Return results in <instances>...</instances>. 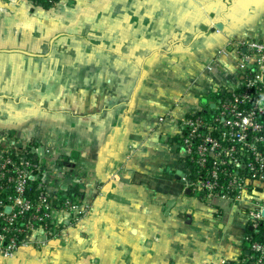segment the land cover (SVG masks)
I'll return each instance as SVG.
<instances>
[{
    "label": "crops",
    "instance_id": "obj_1",
    "mask_svg": "<svg viewBox=\"0 0 264 264\" xmlns=\"http://www.w3.org/2000/svg\"><path fill=\"white\" fill-rule=\"evenodd\" d=\"M248 39L264 44V0H0V51L50 67L27 87L23 122L0 104V133L71 154L90 246L109 264H241L247 209L186 192L179 119L236 88L226 42Z\"/></svg>",
    "mask_w": 264,
    "mask_h": 264
},
{
    "label": "built area",
    "instance_id": "obj_2",
    "mask_svg": "<svg viewBox=\"0 0 264 264\" xmlns=\"http://www.w3.org/2000/svg\"><path fill=\"white\" fill-rule=\"evenodd\" d=\"M234 48L236 88L213 107L179 119L187 167L181 179L200 199L222 198L246 208L250 227L258 234L262 225L264 236V44L248 39ZM35 167L34 158L0 150L1 256L11 258L32 244L47 246L90 209L89 202L70 197L55 206L47 190L31 185ZM246 239L249 254L241 264H264V238Z\"/></svg>",
    "mask_w": 264,
    "mask_h": 264
},
{
    "label": "rangeland",
    "instance_id": "obj_3",
    "mask_svg": "<svg viewBox=\"0 0 264 264\" xmlns=\"http://www.w3.org/2000/svg\"><path fill=\"white\" fill-rule=\"evenodd\" d=\"M233 42L228 40L226 44L235 47L238 42L235 44ZM37 53L41 55L48 53L47 47ZM38 60L40 59L20 51H0V104L3 107H15V110L21 108L18 112L19 122H23L25 120L23 117L27 114L25 107L28 100L27 87L34 80L41 81L38 78H42L50 70L46 62ZM13 135L15 134L10 132L0 133V138L4 142L0 150H10L13 154L16 152L20 156L34 158L36 174L31 180L33 187L39 186L47 190L55 206L58 205L59 200L66 197L60 194L67 190L68 197L85 202L87 200L90 209L79 221L68 224L63 233L53 240L54 242H50L45 247L32 244L20 248L11 258L0 255V264H98L99 262V264H109L112 258L97 257L90 246L91 233L88 227L91 216V196L89 193L77 195V192L81 193L80 184L72 176L75 170L71 154L64 156L51 152L48 157L49 150L35 145L34 141L24 147L16 146L17 144L12 142L15 137ZM54 172L59 173V176ZM74 195L76 196L73 197ZM103 254L107 255L106 250Z\"/></svg>",
    "mask_w": 264,
    "mask_h": 264
},
{
    "label": "trees",
    "instance_id": "obj_4",
    "mask_svg": "<svg viewBox=\"0 0 264 264\" xmlns=\"http://www.w3.org/2000/svg\"><path fill=\"white\" fill-rule=\"evenodd\" d=\"M33 3L35 4H38L40 6H42L44 9H49L51 7H53L56 3L57 0H31ZM35 183H33L34 185ZM35 186V185H34ZM69 191H64L62 194H60V196H66L68 197V194ZM81 193L77 192V195H80ZM76 195H74L73 197H75ZM72 198V197H70ZM259 231H258V234H255L254 233V230L253 229H250V234H251V237H254L255 239L259 240V241H262L264 236L261 235V231L263 229V226L262 225H259ZM249 244V242H248ZM248 257V256H247Z\"/></svg>",
    "mask_w": 264,
    "mask_h": 264
},
{
    "label": "water",
    "instance_id": "obj_5",
    "mask_svg": "<svg viewBox=\"0 0 264 264\" xmlns=\"http://www.w3.org/2000/svg\"><path fill=\"white\" fill-rule=\"evenodd\" d=\"M215 28H221V25L220 24H216V26L214 28H212V30H214ZM23 53L29 54V55H33L32 53L26 52V51H23ZM213 106H214V104H211V107H213ZM181 175H182V172L180 170H176V172H175V178L180 179V176ZM186 192L189 193V189H187ZM263 214H264V212H263ZM249 229H252V228L249 227Z\"/></svg>",
    "mask_w": 264,
    "mask_h": 264
}]
</instances>
